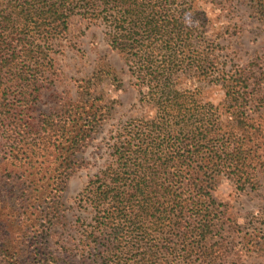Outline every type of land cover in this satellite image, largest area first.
I'll use <instances>...</instances> for the list:
<instances>
[{
    "label": "trees",
    "instance_id": "trees-1",
    "mask_svg": "<svg viewBox=\"0 0 264 264\" xmlns=\"http://www.w3.org/2000/svg\"><path fill=\"white\" fill-rule=\"evenodd\" d=\"M255 2L254 14L264 21V0ZM76 15L105 28L148 113L111 135L109 163L76 196L89 214L74 224L81 230L75 243L80 261L217 264L222 244L207 243L218 219L212 190L223 176L240 190L256 185L258 145L252 136L259 140L261 129L249 123L247 111L261 93L264 73L259 79L242 68L229 74L208 60L201 43L215 41L201 35L208 31L207 16L189 0H0V127L13 134L0 159V264H29L22 261L12 233L20 227L7 209L28 214L38 264H73L69 256L47 251L51 233L44 224L60 215L66 184L84 165L77 154L99 132L110 107L103 95L88 93L37 121L32 112L53 81L52 55ZM194 75L214 77L224 88L232 120L227 132L220 106L196 98ZM23 153L34 177L20 173L22 164L7 166L22 162ZM5 180L16 187L15 195L4 193ZM132 252L135 260L125 256Z\"/></svg>",
    "mask_w": 264,
    "mask_h": 264
},
{
    "label": "rangeland",
    "instance_id": "rangeland-1",
    "mask_svg": "<svg viewBox=\"0 0 264 264\" xmlns=\"http://www.w3.org/2000/svg\"><path fill=\"white\" fill-rule=\"evenodd\" d=\"M189 1L207 16L205 19L208 31H202L201 35L215 41L202 42L199 51L209 53L208 60H215L217 67L225 73L231 74L242 68L252 77L255 75L259 79L264 73V21L254 14L255 0ZM71 21L70 33L52 55L55 61L51 70L53 81L42 90L32 114L37 121L45 113L59 111L68 100H86L88 93L93 97L103 95L110 108L99 132L77 154L78 161H83L84 165L66 184L61 197L64 206L60 215L54 218L52 223L44 224L51 233L47 251L64 257L69 256L73 264H101L92 258L83 263L80 261L82 254L75 243L81 238V230L74 224L78 218L86 219L89 214L78 206L76 196L87 182L109 163L110 153L113 151L111 135H116L122 132L123 127H130L146 118L148 113L138 103V90L130 76L124 55L110 47L105 28L99 23L88 26V22L77 15ZM215 80L214 77L205 75H194L191 79L192 87L200 88L197 99L204 100V104L220 106L217 114L225 133L229 129L227 123L232 120L226 111L228 104L224 88ZM88 81H91L92 85H86ZM86 86L90 87L85 88ZM260 86V95L256 96V100H250L247 111L249 123L260 126L261 129V134L258 132L261 136L259 140H256L255 135L252 136L258 145L254 179L256 185L254 188L248 185L245 190H240L233 179L223 176L216 190H212L213 198L218 203V219L207 243L222 244L217 264H264V82L261 80ZM260 98L263 99L261 104ZM12 136L10 128L0 127V159L4 152L9 150L7 147L10 144L7 141ZM20 158L22 162H10L8 168H12V164H22L20 173L34 177L33 169L25 164V153ZM3 182V191L8 197L17 193L11 181ZM188 195L194 194L190 192ZM6 213L16 218L20 227L17 231L12 229V233L17 236L22 248V261L38 264V258L33 251L36 246L32 238L35 230L30 224L28 214L22 210L15 213L8 209ZM69 249L73 250L71 255H68ZM135 255L136 253L132 252L125 256L135 260ZM193 264H199V261H194Z\"/></svg>",
    "mask_w": 264,
    "mask_h": 264
}]
</instances>
